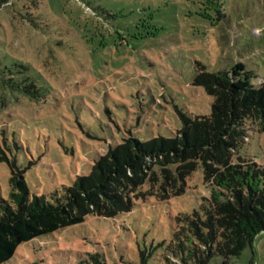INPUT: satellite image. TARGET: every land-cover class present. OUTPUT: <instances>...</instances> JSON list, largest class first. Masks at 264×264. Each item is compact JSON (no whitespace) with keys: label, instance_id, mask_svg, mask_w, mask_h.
Returning a JSON list of instances; mask_svg holds the SVG:
<instances>
[{"label":"rangeland","instance_id":"374dc122","mask_svg":"<svg viewBox=\"0 0 264 264\" xmlns=\"http://www.w3.org/2000/svg\"><path fill=\"white\" fill-rule=\"evenodd\" d=\"M0 17V58L23 65L15 70L38 91L12 92L0 107V148L25 170L31 197L52 201L124 137L172 138L178 112L210 114L213 98L193 84L196 62L210 72L243 63L264 78V0H22ZM246 127L240 152L264 163V133ZM10 175L0 162L6 200ZM187 183L180 197L148 196L131 213L88 215L21 244L4 264H80L94 254L103 264H140L141 252L162 264L173 217L209 196L201 167ZM209 264H264V232L239 258Z\"/></svg>","mask_w":264,"mask_h":264},{"label":"trees","instance_id":"16d2710c","mask_svg":"<svg viewBox=\"0 0 264 264\" xmlns=\"http://www.w3.org/2000/svg\"><path fill=\"white\" fill-rule=\"evenodd\" d=\"M18 2L0 0V13ZM195 66L194 86L213 98L210 114L178 112L182 127L172 138L124 137L96 160L89 175L53 193L52 201L31 197L25 170L0 148V162L11 171L9 200L0 197V264L10 261L21 244L82 224L88 215L114 218L131 213L148 196L160 201L180 197L200 167L209 196L192 213L173 217L171 240L160 244L162 264H209L215 257L239 258L253 247L264 232V163L242 155L240 148L248 141L249 121L257 134L264 133V78L243 63L218 72L201 62ZM19 67L18 61L7 64L0 58L2 108L12 92H38L24 71L15 70ZM151 256L141 252L140 264ZM80 264L103 263L94 254Z\"/></svg>","mask_w":264,"mask_h":264}]
</instances>
